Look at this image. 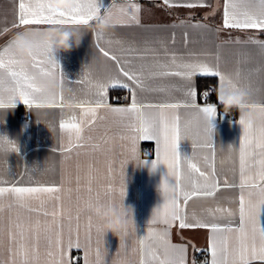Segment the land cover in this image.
<instances>
[{"label": "crops", "instance_id": "obj_1", "mask_svg": "<svg viewBox=\"0 0 264 264\" xmlns=\"http://www.w3.org/2000/svg\"><path fill=\"white\" fill-rule=\"evenodd\" d=\"M115 2L123 6L139 5L137 16L140 22L139 24L129 22L125 17L123 23H116L117 19H121L116 12L112 26L107 33H103L100 44L110 52L131 61L129 66L132 68L138 69L141 64L148 66L144 69L146 77L144 87L135 88L138 100L143 104L179 102L183 105L185 102L191 103L189 92L194 90L196 103L203 105L212 102L217 105V115L212 119V124L215 168L221 187L212 197H194L189 200L186 207L188 222L193 223L192 218L195 215L208 223L238 227L240 189L223 185L224 181L233 185L239 184L238 144L243 134L242 125L238 123L239 113L236 112L238 120L232 121L228 114L223 112V106L217 100L220 87L218 78L200 75L189 80L175 76L148 78L147 73L156 63L171 64L173 54L178 61H204L210 65H218L238 87H244L249 91L253 102L264 105V49L249 40L251 37L264 41V31L224 28L225 0H168L167 3L165 0H115ZM111 3L112 0H98L101 13ZM18 4L19 0H0V50L16 32L25 28L14 27L18 24ZM188 4L195 6H185ZM91 23L94 24L95 20L93 19ZM86 31L78 46L69 51L55 53L63 72V88L60 87V70H57L56 82L51 88L56 93L63 92L65 104L62 109L35 106L30 108L19 98L15 99L14 106L10 109H0V136H6L16 141L18 145V151L9 153L7 158L0 154V177L8 182L0 186L7 187L16 182L17 186L57 185L62 189L59 193L53 194V198L42 194L38 198L28 200L30 207L41 209L40 213H30L15 204L9 208L7 206L9 201L5 199L3 211H0L2 229L0 264H21V258L15 255V248L12 253L8 251L9 225L21 220L27 224L40 221L42 228L47 224L53 232L60 231L57 228V221L63 225L59 247L54 243L49 248L44 240V233L41 232L38 245L39 260L36 264H55V259L61 257V251L62 264H85L86 251L87 264H97V250L102 264H139L141 259L139 241L148 234L149 226L158 230L168 227L160 223L150 225L154 210L165 203L160 187L162 180L168 179L170 184L175 183V178L169 176L167 166L163 163L155 170L149 167L151 161L155 159V141H140V160H134L130 151L132 132L126 126L127 120L122 121L118 115L101 109L95 122L89 124L91 117H83L81 109L73 107L71 103L73 100L95 98L88 91L86 84L77 82L83 79L85 69L93 80H107L117 74L115 63L100 53L94 30ZM129 47L142 54V58L135 54L128 55L125 50ZM199 78H209L206 81V85L209 84L207 96L200 91ZM213 88L215 91H211ZM121 93H126L128 98L122 100L119 97ZM108 102L114 107L128 106L131 103L130 91L124 88L111 89ZM69 104L72 107H69ZM193 111L194 109L190 107L179 108L182 125L191 119ZM73 114L78 119H83L84 139L80 141L83 146L75 147L70 152H62L61 149L68 147L70 141L68 134L61 132L59 123L61 119H67ZM203 127L202 120L192 125L193 134L200 132L198 142H202L204 138ZM72 142H75L74 139ZM229 144H232L231 152L228 150ZM145 146L153 149L152 155L143 153ZM178 151L182 156H191L194 151L192 141L189 138L181 140ZM205 155L211 156L209 150L198 148L195 150L193 160L202 171L210 172L204 160ZM144 160L147 163L143 165ZM6 167L11 169V175L5 171ZM184 173L187 177L186 165ZM185 185L190 189L187 179ZM121 187L126 191L125 205H131L133 208V219L128 220L127 235H122L121 232L118 237L108 231L104 236L96 230L95 217L85 205L89 200L95 202L98 196L105 201L109 197L120 200ZM245 192L247 193V190ZM55 195L60 199L56 200ZM217 209L230 210L234 215L229 216L228 211ZM43 211H47L49 215L44 216ZM53 212L57 213L55 217L51 215ZM77 216L79 220L76 219ZM89 216L92 218L93 228L91 243L86 250V225ZM260 221L264 227V205L261 206ZM168 233L171 244L185 248L186 264H202L205 252L208 253V264H211V252L208 247L210 229L182 228L179 221H176L168 227ZM77 238L81 247L77 249L73 246L69 249V243L75 245ZM49 251L53 252V257H48ZM76 252L83 253L80 260L74 258Z\"/></svg>", "mask_w": 264, "mask_h": 264}, {"label": "snow or ice", "instance_id": "obj_2", "mask_svg": "<svg viewBox=\"0 0 264 264\" xmlns=\"http://www.w3.org/2000/svg\"><path fill=\"white\" fill-rule=\"evenodd\" d=\"M167 2L168 0H165V3ZM185 6L193 7L195 5ZM116 12L121 18L117 19L116 23H123L125 17L129 22L136 24L140 22L137 16V12H139L137 4L123 6L112 0L111 5L101 13L98 0H77L76 7L70 12H66L52 9L48 5V0H19L18 24L14 27L89 24L95 16H106L113 20ZM223 27L264 31V0H225ZM94 34L100 53L115 63L117 74L110 76L107 80H93L85 69L83 79L77 82L86 84L88 91L95 98L73 100L71 103L73 107L81 109L83 117H91L88 121L89 124L95 122L101 109L118 115L122 121L127 120L126 126L132 132L130 151L131 158L134 160H140V141H155V159L151 161L149 167L151 170H155L159 164L163 163L167 166L169 176L175 178V183L170 184L168 179H163L160 187L165 197V203L162 207H157L154 210L150 225L160 223L170 227L174 222L179 221L182 228L210 229L208 247L211 252V264H249L250 261L264 264V227L261 226L260 221L261 206L264 205V121L254 127L243 115L239 116L238 123L243 128V134L238 144L239 184L233 185L224 181L223 185L228 188L238 187L240 189L238 227H232L230 224L208 223L195 215L192 218L194 222L189 223L186 211L189 200L194 197H212L221 187L215 168V144L213 142L212 119L217 115L216 103L209 102L203 105L196 103L194 90L189 92L191 103L185 102L183 105L179 102L141 103L136 96L135 88L144 87L146 79L144 69L148 66L141 64L138 69L130 67L131 61L101 46L100 40L103 33L94 31ZM249 40L264 49V41L254 40L251 37ZM13 43L12 39L9 40L6 46L0 50V109L13 107L16 98L22 100L30 108L35 106L36 108L62 109L65 104L63 92L56 93L50 87L56 82L57 70H60V87L63 88V72L55 54L50 49L42 48L25 61L17 57ZM125 51L128 55L135 54L142 58V54L137 53V50L132 47ZM196 75L218 78L220 87L224 85L229 88L238 87L237 83L223 73L218 65H210L204 61H178L175 54L172 55L171 64L156 63L147 73L148 78L175 76L185 80ZM238 76L239 72H237ZM121 77L124 79L122 80ZM115 88H124L130 91L131 103L128 106L114 107L109 104V91ZM160 90L163 91V89ZM204 95L207 96L208 93L205 92ZM181 106L194 109L191 119L186 120L183 125L179 115ZM103 118L100 117V119ZM201 120L204 125V138L202 142H198L200 132L197 131L193 134L191 128L194 122L198 123ZM59 127L62 133L68 134L70 141L68 147L61 149L62 152H70L75 147L83 146L80 143L84 139L82 118L78 119L73 114L67 119H61ZM184 138H189L192 141L194 151L191 156H182L178 151L179 142ZM198 148L209 150L211 156L205 155L204 160L210 172L202 171L194 162L193 157ZM0 149H2L0 154L7 158L9 153L18 151V145L16 141L10 140L6 136H0ZM230 151L233 149L231 148ZM5 163L7 164V159H5ZM146 163V160L142 161L143 165ZM185 165L188 169L187 177L184 173ZM5 171L12 174L8 167ZM111 171L110 165V175ZM186 179L190 183V189L185 185ZM6 183L8 182L0 177V184ZM61 190V186L57 185L17 186L16 182H12L7 187L0 186V211H3L4 201L7 199L9 208L15 204L30 213H40L41 209L30 207L27 203L28 200L38 198L42 194L53 198V194L59 193ZM109 191H111V186ZM119 194L121 197L126 194L124 187L119 189ZM54 198L60 199L58 195H55ZM87 205L90 209L91 200L87 202ZM217 211H228L229 216L234 215L230 210L217 209ZM209 212L211 214V210ZM42 214L49 215L47 211H43ZM51 215L55 217L57 213L53 212ZM76 219L79 220V216ZM78 227L79 225H77V229ZM168 227L158 230L149 226L148 234L139 241L141 245L139 264H186V250L183 246L171 244L168 239ZM57 228L60 231L53 232L47 224L42 228L40 221H36L35 224H27L22 220L14 224L10 223L8 251L12 253L15 248V255L21 258V264H36L39 260L38 245L41 232L43 231L44 240L49 248L54 243L59 247L63 228L59 221H57ZM92 228V218L89 216L86 225V250L91 243ZM122 235H127V228L122 232ZM73 246L77 249L81 247L78 238L75 245L71 242L68 245L69 249ZM47 255L53 257L54 254L49 251ZM62 255L61 251V257L55 259V264H62ZM85 264H87V251L85 252ZM97 264H102L99 250H97Z\"/></svg>", "mask_w": 264, "mask_h": 264}, {"label": "clouds", "instance_id": "obj_3", "mask_svg": "<svg viewBox=\"0 0 264 264\" xmlns=\"http://www.w3.org/2000/svg\"><path fill=\"white\" fill-rule=\"evenodd\" d=\"M76 4L77 0H48V5L52 9L66 12H70L76 7ZM93 19L95 20L94 24L90 22L89 24L71 26L25 27L23 31L16 32L12 37L15 54L27 61L38 49L42 48L50 49L54 54L59 51H69L79 45L83 34L87 32L86 30L91 29L100 33H107L110 30L111 19L106 16H95ZM217 100L223 106L225 114L233 113V111L238 112L239 116L243 115L254 127L264 121V105L253 102L250 99L249 91L244 87L221 86L217 92ZM69 107L72 105L69 104ZM5 114L6 112L4 116ZM231 148L232 144H229L228 150L230 151ZM125 196L126 194L120 200L109 197L106 201L98 196L95 202H91L90 209L87 204L85 205L91 215L95 217L98 232L104 236L108 231L118 236L127 228L129 218L133 219V208L131 205H125Z\"/></svg>", "mask_w": 264, "mask_h": 264}, {"label": "built area", "instance_id": "obj_4", "mask_svg": "<svg viewBox=\"0 0 264 264\" xmlns=\"http://www.w3.org/2000/svg\"><path fill=\"white\" fill-rule=\"evenodd\" d=\"M211 91H215L214 88L211 89ZM122 100H126L128 98V95L126 93H121L119 96ZM22 115V113H20V116ZM228 116L230 117V119L232 121H237L238 117L236 115V112L233 111V113H229ZM143 153L145 155H152L153 154V149L151 147L145 146L143 148ZM83 257V253L82 252H76L74 253V258L76 260H80ZM202 264H208V253L205 252V254L202 256ZM249 264H260V262L258 261H253V262H249Z\"/></svg>", "mask_w": 264, "mask_h": 264}, {"label": "trees", "instance_id": "obj_5", "mask_svg": "<svg viewBox=\"0 0 264 264\" xmlns=\"http://www.w3.org/2000/svg\"><path fill=\"white\" fill-rule=\"evenodd\" d=\"M209 79V78H207ZM206 78H199L198 79V84H199V88H200V91L202 94H204L205 92H207L209 90V84L207 83L206 85V81H207Z\"/></svg>", "mask_w": 264, "mask_h": 264}]
</instances>
